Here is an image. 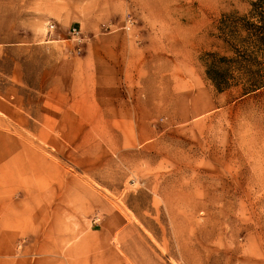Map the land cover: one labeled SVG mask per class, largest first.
<instances>
[{
    "label": "rangeland",
    "instance_id": "rangeland-1",
    "mask_svg": "<svg viewBox=\"0 0 264 264\" xmlns=\"http://www.w3.org/2000/svg\"><path fill=\"white\" fill-rule=\"evenodd\" d=\"M263 13L0 0V264H264Z\"/></svg>",
    "mask_w": 264,
    "mask_h": 264
},
{
    "label": "trees",
    "instance_id": "trees-1",
    "mask_svg": "<svg viewBox=\"0 0 264 264\" xmlns=\"http://www.w3.org/2000/svg\"><path fill=\"white\" fill-rule=\"evenodd\" d=\"M254 4H252V7L254 8ZM255 13L251 14V18H254ZM262 17L260 18L261 20H264V13L261 15ZM261 20L258 22L259 24L261 23ZM233 29H238L239 31H244L246 32V36L242 38L241 40L238 41V45H240L242 48H250L251 44L254 45L255 43H259L262 46H264V34H262L260 37L257 36V33H262L260 31L264 30V25L260 24H255L253 22L247 21L246 19H241L237 20L232 23ZM231 48L234 50V48L231 44ZM212 61L208 66L207 70V76L208 78L215 84V86L219 90H223L227 87L228 85V80L231 78L229 71H230V66L240 68L242 65H245L247 63H250L248 61L250 60H236L232 59L230 60H225L224 58H219L216 59L215 57H212ZM229 67H224V65H229ZM250 80H247V83H250Z\"/></svg>",
    "mask_w": 264,
    "mask_h": 264
},
{
    "label": "built area",
    "instance_id": "built-area-1",
    "mask_svg": "<svg viewBox=\"0 0 264 264\" xmlns=\"http://www.w3.org/2000/svg\"><path fill=\"white\" fill-rule=\"evenodd\" d=\"M128 21H131V19L129 18ZM68 35L72 40L76 42L77 49L75 50V52L79 54L81 52L80 46L84 43L81 33L76 28H71L68 31Z\"/></svg>",
    "mask_w": 264,
    "mask_h": 264
}]
</instances>
